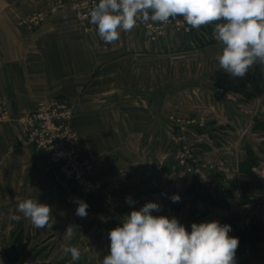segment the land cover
Masks as SVG:
<instances>
[{
	"label": "crops",
	"instance_id": "crops-1",
	"mask_svg": "<svg viewBox=\"0 0 264 264\" xmlns=\"http://www.w3.org/2000/svg\"><path fill=\"white\" fill-rule=\"evenodd\" d=\"M59 1L81 0H0V264H101L109 231L147 202L160 205L153 215L175 217L189 232L192 223L212 220L230 225V236L246 231L253 241L236 264H264V65L242 78L219 69L221 46L213 37L212 46L197 48L200 29L181 16L173 22L183 27L159 40L132 29L99 42ZM54 8L39 28L21 26ZM221 86L233 91L230 100L216 96ZM49 100L74 108L77 152L103 183L99 194L71 188L14 123L1 120ZM171 115L197 122L173 125ZM248 147L250 169L243 167ZM26 198L51 207V228H34L16 211ZM78 201L88 205L85 218L76 215ZM66 244L80 249L79 260L62 252Z\"/></svg>",
	"mask_w": 264,
	"mask_h": 264
},
{
	"label": "clouds",
	"instance_id": "clouds-1",
	"mask_svg": "<svg viewBox=\"0 0 264 264\" xmlns=\"http://www.w3.org/2000/svg\"><path fill=\"white\" fill-rule=\"evenodd\" d=\"M90 22L106 43L119 39L120 31H131L138 22L166 24L181 16L192 29L212 26L221 50L215 59L219 69L233 77H244L255 64L264 65V0H98L89 12ZM173 202L180 197L173 195ZM132 204L131 198L126 200ZM88 205L78 201L76 215L85 218ZM160 205L145 203L132 210L122 224L108 233L109 254L101 264H236L239 239L230 236L231 226L212 220L192 223L191 231L175 217L153 215ZM16 211L34 228H51L55 221L49 205L37 199L20 201ZM10 219L19 221L20 215ZM76 229L69 225L65 239ZM73 261L81 257L78 247L62 246Z\"/></svg>",
	"mask_w": 264,
	"mask_h": 264
},
{
	"label": "built area",
	"instance_id": "built-area-1",
	"mask_svg": "<svg viewBox=\"0 0 264 264\" xmlns=\"http://www.w3.org/2000/svg\"><path fill=\"white\" fill-rule=\"evenodd\" d=\"M98 0H84L72 7L84 33L94 36L99 42H105L98 34L97 26L90 22L89 12ZM59 8L63 4L59 1ZM47 20L46 13H35L25 18L21 26L34 30ZM170 20L166 24L138 22L133 29H143L152 41L164 37L171 27H183L179 22ZM74 108L59 100L42 101L36 110L24 116H11L8 112L1 115V120L14 123L20 139L43 154L50 165L57 168L59 177L71 188L79 189L86 194H99L103 183L92 178L90 163L83 160L77 152L78 136L73 127ZM175 125L184 123L172 119Z\"/></svg>",
	"mask_w": 264,
	"mask_h": 264
},
{
	"label": "trees",
	"instance_id": "trees-1",
	"mask_svg": "<svg viewBox=\"0 0 264 264\" xmlns=\"http://www.w3.org/2000/svg\"><path fill=\"white\" fill-rule=\"evenodd\" d=\"M194 35V42L197 48H202V47H206V46H212V44L215 43V40L213 39V35H212V26H207L205 28H200V30L196 31V33L193 34ZM249 159L248 161L244 164L243 167L246 168H251L254 164L250 163V160L252 159L254 153L251 151V149L248 147L246 148ZM220 187V186H218ZM251 234H246V231H240L237 234V238L239 239V246L238 249L236 251V257L237 258H241L244 256V251L245 249L252 244V238L250 237ZM21 238L22 236H18L16 241H15V246H18L21 242ZM31 261H25L23 262V264H31Z\"/></svg>",
	"mask_w": 264,
	"mask_h": 264
},
{
	"label": "rangeland",
	"instance_id": "rangeland-1",
	"mask_svg": "<svg viewBox=\"0 0 264 264\" xmlns=\"http://www.w3.org/2000/svg\"><path fill=\"white\" fill-rule=\"evenodd\" d=\"M82 1H84V0H81L80 2H82ZM80 2H76V3H73V4H71V5H69V4H66L65 2H61L62 4H63V6H62V8L61 9H68L70 12H72L71 10H72V7L74 6V5H76L77 3H80ZM59 4V3H58ZM57 4V8L60 10V8H59V5ZM58 9H53L51 12H43V11H38V12H36V13H46L47 14V20L49 19V17L51 16V15H53V13H55ZM73 13V12H72ZM32 14H35V13H32ZM75 15V14H74ZM29 16H31V15H29ZM29 16H27V17H29ZM26 17V18H27ZM24 20V19H23ZM46 20V21H47ZM45 21V22H46ZM25 29H27V28H25ZM29 30V29H28ZM202 49V48H201ZM216 96L219 98L220 97V99H223V100H230L233 96H234V94H233V91L232 90H228V88L226 89V88H222V86L221 87H218L217 88V91H216ZM248 101H250V99L249 98H244L243 99V103H248ZM242 103V104H243ZM245 104V105H246ZM244 105V104H243ZM173 118H175V119H179V120H182L184 123H182V124H180V125H177V126H181V125H193V124H195L196 122H197V118L196 117H191V118H185V117H178V116H176V115H171L170 117H169V120H170V123H172L173 125H175L173 122H172V119ZM261 125L260 123H258L257 122V124H256V127H257V125ZM100 181V180H99ZM101 182V181H100Z\"/></svg>",
	"mask_w": 264,
	"mask_h": 264
}]
</instances>
